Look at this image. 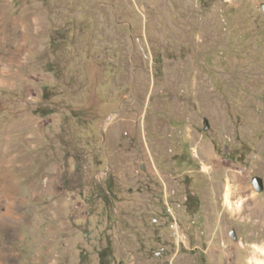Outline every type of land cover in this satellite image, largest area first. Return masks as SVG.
<instances>
[{"label":"rangeland","instance_id":"1","mask_svg":"<svg viewBox=\"0 0 264 264\" xmlns=\"http://www.w3.org/2000/svg\"><path fill=\"white\" fill-rule=\"evenodd\" d=\"M262 4L0 0V264H250Z\"/></svg>","mask_w":264,"mask_h":264},{"label":"bare ground","instance_id":"2","mask_svg":"<svg viewBox=\"0 0 264 264\" xmlns=\"http://www.w3.org/2000/svg\"><path fill=\"white\" fill-rule=\"evenodd\" d=\"M230 199L231 193L230 190H227L224 194V206H226L229 210H233V204L231 203ZM250 264H264V247L255 248V254Z\"/></svg>","mask_w":264,"mask_h":264},{"label":"built area","instance_id":"3","mask_svg":"<svg viewBox=\"0 0 264 264\" xmlns=\"http://www.w3.org/2000/svg\"><path fill=\"white\" fill-rule=\"evenodd\" d=\"M171 215V221L169 224V231H170V235L172 240L174 241V243H176V245L179 244H183L185 237L180 229V226L178 225L176 219Z\"/></svg>","mask_w":264,"mask_h":264},{"label":"water","instance_id":"4","mask_svg":"<svg viewBox=\"0 0 264 264\" xmlns=\"http://www.w3.org/2000/svg\"><path fill=\"white\" fill-rule=\"evenodd\" d=\"M260 8L264 12V4H262ZM208 128H209L208 121H207V119H204L203 120V129H204V131H206ZM251 186L258 193L262 192L263 191V187H264L263 181L259 177H253L252 178V180H251ZM229 236L231 237L232 240H234V241L236 240V236H235V234H234L233 231H230L229 232Z\"/></svg>","mask_w":264,"mask_h":264},{"label":"trees","instance_id":"5","mask_svg":"<svg viewBox=\"0 0 264 264\" xmlns=\"http://www.w3.org/2000/svg\"><path fill=\"white\" fill-rule=\"evenodd\" d=\"M112 255V248L107 244L98 252V264H112Z\"/></svg>","mask_w":264,"mask_h":264}]
</instances>
